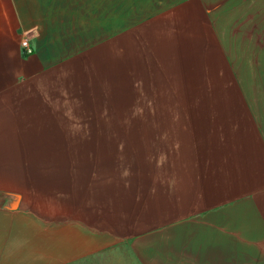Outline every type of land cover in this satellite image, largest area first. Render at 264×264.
Wrapping results in <instances>:
<instances>
[{
    "label": "crops",
    "instance_id": "crops-1",
    "mask_svg": "<svg viewBox=\"0 0 264 264\" xmlns=\"http://www.w3.org/2000/svg\"><path fill=\"white\" fill-rule=\"evenodd\" d=\"M127 23L227 67L238 60V80L259 83L252 96L264 97V0H0V129L61 106L69 51L98 49ZM251 146L222 179V204L195 202L186 170L155 191L128 176V186L13 221L0 235V264H261L264 151Z\"/></svg>",
    "mask_w": 264,
    "mask_h": 264
},
{
    "label": "rangeland",
    "instance_id": "rangeland-1",
    "mask_svg": "<svg viewBox=\"0 0 264 264\" xmlns=\"http://www.w3.org/2000/svg\"><path fill=\"white\" fill-rule=\"evenodd\" d=\"M135 28L69 51L61 106L0 129V235L47 205L128 186V176L155 191L186 170L195 202L222 204L221 181L240 150L264 151V97L252 96L259 83L238 80V60L227 67Z\"/></svg>",
    "mask_w": 264,
    "mask_h": 264
},
{
    "label": "built area",
    "instance_id": "built-area-1",
    "mask_svg": "<svg viewBox=\"0 0 264 264\" xmlns=\"http://www.w3.org/2000/svg\"><path fill=\"white\" fill-rule=\"evenodd\" d=\"M19 51L22 57H27L32 54L33 49L30 46L29 40L27 38L20 39Z\"/></svg>",
    "mask_w": 264,
    "mask_h": 264
}]
</instances>
